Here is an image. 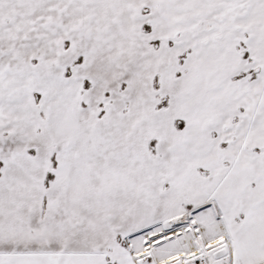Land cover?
<instances>
[{
	"label": "snow or ice",
	"instance_id": "snow-or-ice-1",
	"mask_svg": "<svg viewBox=\"0 0 264 264\" xmlns=\"http://www.w3.org/2000/svg\"><path fill=\"white\" fill-rule=\"evenodd\" d=\"M0 264H264V0H0Z\"/></svg>",
	"mask_w": 264,
	"mask_h": 264
}]
</instances>
